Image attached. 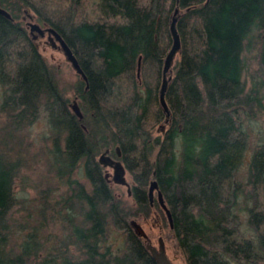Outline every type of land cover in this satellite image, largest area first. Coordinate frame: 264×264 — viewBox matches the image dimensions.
<instances>
[{
	"label": "trees",
	"instance_id": "16d2710c",
	"mask_svg": "<svg viewBox=\"0 0 264 264\" xmlns=\"http://www.w3.org/2000/svg\"><path fill=\"white\" fill-rule=\"evenodd\" d=\"M0 5L12 14L0 13L1 110L18 127L44 113L53 132L52 178L67 185L40 209L41 220L18 223L20 161L0 151V264H157L128 220L152 210L153 177L187 264H264V0ZM27 7L60 30L88 76L73 85L82 118L24 24ZM176 7L182 50L166 92L168 116L160 89ZM254 131L243 180L238 171ZM116 145L134 180L132 202L114 193L97 159ZM77 170L87 182L73 177Z\"/></svg>",
	"mask_w": 264,
	"mask_h": 264
},
{
	"label": "rangeland",
	"instance_id": "374dc122",
	"mask_svg": "<svg viewBox=\"0 0 264 264\" xmlns=\"http://www.w3.org/2000/svg\"><path fill=\"white\" fill-rule=\"evenodd\" d=\"M27 8L29 9L28 12L34 15V20L40 22L42 26L50 25L47 22L40 21L36 12L29 7ZM28 12L24 11L22 17L24 24L30 32L27 21L31 18ZM47 40L48 32H46L44 36H38L35 39L41 53L53 69L60 89L64 92L65 96L71 98V103L75 98V88L73 85L81 75L67 59L65 52L61 48L53 46L51 42ZM178 57L179 53L177 55V58ZM256 64V59H252L251 66L254 67ZM3 101L4 88L0 81V151L5 156L20 161V172L14 181L16 202L12 207L13 216L18 223L28 221L31 224H35L38 220H41L42 216L40 215V209L46 207V204L52 207V205L61 198L67 185H63L61 182L57 183L56 178H52L53 166L52 156L50 154L52 153L54 141L48 118L42 113L33 123L26 124L25 126H15V124L9 120L10 116L1 110ZM258 138V133L256 131L252 132L248 151H246L238 171L239 177L243 180H246L248 177L249 160L252 155L254 144L257 142ZM99 153L97 157H99ZM103 170L104 172L107 170L113 172L111 166H103ZM73 177L79 178L84 182L88 181V177L85 176L81 170H77L73 174ZM127 178L133 185L134 180L129 169L127 171ZM110 185L114 193L130 202L134 200L133 196L128 192L127 185L114 181H110ZM154 198H156V200H154L152 210L149 214L137 212L129 215L128 220L132 217L137 218L152 238V242L156 245L159 244V235L163 234L166 239L167 252L171 258L176 264H187L185 254L178 243L168 216L161 205L157 204V192H155ZM48 218L51 222L50 217ZM51 228L53 231L60 230V224L57 223L55 227L51 225ZM48 229L50 230L49 226ZM144 240L143 238V241Z\"/></svg>",
	"mask_w": 264,
	"mask_h": 264
},
{
	"label": "water",
	"instance_id": "95a60500",
	"mask_svg": "<svg viewBox=\"0 0 264 264\" xmlns=\"http://www.w3.org/2000/svg\"><path fill=\"white\" fill-rule=\"evenodd\" d=\"M25 11L28 12L29 9L25 8ZM0 13L5 14L8 17H12L11 12L4 6L0 5ZM30 20L27 21V25L30 27V33L34 38L38 36H44L46 32H48V40L51 44L55 47L61 48L66 56L67 59L72 63L73 67L76 71L81 75V77L87 80L88 76L83 69L82 65L79 62L78 57L76 56L75 52L73 51L71 45L68 43L66 38L60 32L58 28L54 25H46L42 26V24L36 20H34V15L30 12ZM182 10L179 7H176L174 12L171 15L170 19V30L172 34V44L170 49L168 50L163 66V74H162V84L160 89V100L163 108L167 112V115L170 116V107L166 98V92L170 81L173 77V65L174 61L178 55V53L182 50V38L178 28V21ZM26 17V16H24ZM141 55L139 57V64H138V75L140 76V69H141ZM73 108V111L82 118L84 116V112L78 102L77 97L73 99L70 103ZM118 152L121 153L120 146L117 145ZM98 160L104 166H111L113 168V172L105 171V176L109 179V181H114L117 183L125 184L128 187L129 194L132 193V184L127 178V171L128 168L123 160L120 158H116L109 154V148L102 151L98 157ZM155 192H157V199L160 203L161 207L165 210L171 227H174L173 215L171 208L169 207L166 198L163 194L162 189L159 186L158 179L153 177L150 181L149 185V194L151 202H153ZM130 225L133 227L134 231L140 236L143 237L144 243L146 247L151 252L153 258L155 259L157 264H176V262L171 258L169 253L167 252V245L166 240L163 235L158 237L159 244L156 245L152 242V238L149 236L148 232L146 231L143 224L135 217H132L129 220Z\"/></svg>",
	"mask_w": 264,
	"mask_h": 264
},
{
	"label": "flooded vegetation",
	"instance_id": "af4514ba",
	"mask_svg": "<svg viewBox=\"0 0 264 264\" xmlns=\"http://www.w3.org/2000/svg\"><path fill=\"white\" fill-rule=\"evenodd\" d=\"M34 38V37H33ZM34 39H36V38H34ZM79 102V101H78ZM106 148H109V154H111L112 156H114V157H116V158H120L121 160H123V158H122V151H121V153H119L118 152V149H117V145L115 146V151L113 150V148L111 147V146H108V147H106ZM106 148L104 149V150H106ZM104 150H102V151H104ZM121 150V149H120ZM101 151V152H102ZM100 152V153H101ZM100 153H99V155H100ZM97 159H98V157H97ZM102 164V163H101ZM103 165V164H102ZM104 166V165H103ZM104 174H105V172H104ZM106 177V176H105ZM107 178V177H106ZM107 180L109 181V179L107 178ZM110 182V181H109ZM132 187H133V185H132ZM148 192H149V190H148ZM132 194V193H131ZM150 195V194H149ZM154 200H156V198H154L153 199V202H151L152 204H154ZM157 201H158V199H157ZM160 235H163V234H160ZM159 235V236H160ZM164 236V235H163ZM165 238V237H164ZM166 240V239H165Z\"/></svg>",
	"mask_w": 264,
	"mask_h": 264
}]
</instances>
